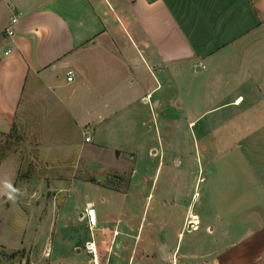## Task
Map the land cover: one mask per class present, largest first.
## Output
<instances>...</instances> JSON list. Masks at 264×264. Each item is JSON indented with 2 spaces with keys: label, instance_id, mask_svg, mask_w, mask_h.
<instances>
[{
  "label": "crops",
  "instance_id": "obj_1",
  "mask_svg": "<svg viewBox=\"0 0 264 264\" xmlns=\"http://www.w3.org/2000/svg\"><path fill=\"white\" fill-rule=\"evenodd\" d=\"M11 14L0 134L34 135L72 249L91 206L100 264H264V0H0V32Z\"/></svg>",
  "mask_w": 264,
  "mask_h": 264
},
{
  "label": "rangeland",
  "instance_id": "obj_2",
  "mask_svg": "<svg viewBox=\"0 0 264 264\" xmlns=\"http://www.w3.org/2000/svg\"><path fill=\"white\" fill-rule=\"evenodd\" d=\"M31 137L34 135L28 134L19 122L12 124L6 133L0 134V262L100 264V251L95 252L94 255L87 253L83 248V242L81 244L83 252L72 249V214L69 216L68 226L56 225V207L65 194L39 189L40 185H48L50 177L26 175L27 170L24 171V168H31L30 163L34 162L30 160L29 149L32 152L35 146L26 144ZM83 152L76 150L72 165L77 158L83 156ZM129 153L133 154L134 151ZM98 180L109 185L123 184V181H116L103 174L98 176ZM5 181L11 182L13 187L22 193L14 201L3 194L7 191L4 187ZM86 216L76 221L73 228L81 229L80 241L91 239L95 242L92 233H95L97 228L94 227V230L90 228L95 224V216L93 213L90 214V218ZM118 256L117 260L121 261L122 255Z\"/></svg>",
  "mask_w": 264,
  "mask_h": 264
},
{
  "label": "built area",
  "instance_id": "obj_3",
  "mask_svg": "<svg viewBox=\"0 0 264 264\" xmlns=\"http://www.w3.org/2000/svg\"><path fill=\"white\" fill-rule=\"evenodd\" d=\"M17 21V16L15 14H11L8 17V23L3 26L0 32V44L2 41H7L8 39L11 38L13 34V24ZM8 46L6 47V50H8ZM66 78H70V76H67ZM84 140H89L88 135L83 136ZM90 211L93 213V208L89 207L87 211L85 210V215H88L90 218ZM185 227L187 228H195L197 226V218L196 217H189L185 220L184 222ZM83 248L87 253L92 254L94 252V242L93 240H84L83 241Z\"/></svg>",
  "mask_w": 264,
  "mask_h": 264
},
{
  "label": "clouds",
  "instance_id": "obj_4",
  "mask_svg": "<svg viewBox=\"0 0 264 264\" xmlns=\"http://www.w3.org/2000/svg\"><path fill=\"white\" fill-rule=\"evenodd\" d=\"M4 187L7 189V191L4 192L3 194L6 195L9 200L14 201L18 195L22 194L20 190L17 188H14L11 182L9 181L4 182Z\"/></svg>",
  "mask_w": 264,
  "mask_h": 264
},
{
  "label": "bare ground",
  "instance_id": "obj_5",
  "mask_svg": "<svg viewBox=\"0 0 264 264\" xmlns=\"http://www.w3.org/2000/svg\"><path fill=\"white\" fill-rule=\"evenodd\" d=\"M92 213V211H90V214ZM96 252V246H95V243H94V252L91 254V255H94ZM95 264V263H94Z\"/></svg>",
  "mask_w": 264,
  "mask_h": 264
},
{
  "label": "water",
  "instance_id": "obj_6",
  "mask_svg": "<svg viewBox=\"0 0 264 264\" xmlns=\"http://www.w3.org/2000/svg\"><path fill=\"white\" fill-rule=\"evenodd\" d=\"M162 246H163V245H161L160 250H161L162 253H164L165 251H164V249H162V248H163Z\"/></svg>",
  "mask_w": 264,
  "mask_h": 264
},
{
  "label": "trees",
  "instance_id": "obj_7",
  "mask_svg": "<svg viewBox=\"0 0 264 264\" xmlns=\"http://www.w3.org/2000/svg\"><path fill=\"white\" fill-rule=\"evenodd\" d=\"M0 264H4V263H1V262H0Z\"/></svg>",
  "mask_w": 264,
  "mask_h": 264
}]
</instances>
